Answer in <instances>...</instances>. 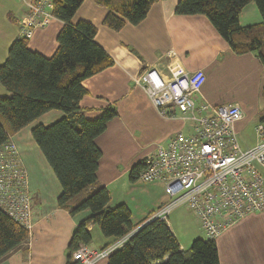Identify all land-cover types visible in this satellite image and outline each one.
Here are the masks:
<instances>
[{"label":"crops","instance_id":"crops-1","mask_svg":"<svg viewBox=\"0 0 264 264\" xmlns=\"http://www.w3.org/2000/svg\"><path fill=\"white\" fill-rule=\"evenodd\" d=\"M32 1L0 0V65L7 59L11 43L22 37V24L30 14ZM178 1L155 2L143 21L137 25L128 23L119 31L103 24L108 9L94 0H84L73 17L74 23L87 21L97 27L96 42L114 60L112 66L83 81L88 93L81 99L80 108L88 119L98 118L108 107L118 112V116L108 122L106 131L95 140L102 150L97 186H104L110 192L109 207L128 206L137 227L135 230L169 197L161 181L133 182L130 171L156 144H166L185 125L179 113L176 118H163L144 90L136 85V77L146 67H154L164 74L173 63L190 72L204 70L207 79L202 96L214 105L226 104V98L218 91L223 83L231 82V85L247 89L242 97L229 98L230 103H238L244 110V118L237 124L238 131L260 113L257 103L262 96L264 64L255 53L235 54L205 15H177ZM48 14L45 24L31 28L28 46L32 51L51 57L58 47V35L64 23L52 16L51 11ZM262 21L254 2L240 13L242 27ZM9 95L0 84V96ZM63 116L62 111L51 110L11 135L29 178L33 227L28 239L0 259V264H67L73 232L90 215L88 210L72 215L73 206L62 208L58 205L62 186L32 137L36 125L47 126ZM246 218L216 239L220 264H264L262 251L257 252L250 244L237 243L247 234V228L240 231L241 224L251 219ZM89 229L93 236L92 242L85 245L89 249L101 250L115 243V239L105 237L97 225H90ZM180 246L186 249L181 243ZM96 264H108V257Z\"/></svg>","mask_w":264,"mask_h":264},{"label":"trees","instance_id":"trees-1","mask_svg":"<svg viewBox=\"0 0 264 264\" xmlns=\"http://www.w3.org/2000/svg\"><path fill=\"white\" fill-rule=\"evenodd\" d=\"M84 0H53L52 16L64 25L58 47L51 57L32 51L28 37L15 39L5 62L0 65V84L10 93L0 96V148L15 134L51 110L64 116L50 125L38 124L32 137L54 171L62 193L57 202L72 215L90 211L75 229L68 245V263L82 245L92 240L90 225L115 241L137 227L128 206L109 207L110 192L97 186L102 150L96 138L118 116L106 108L96 119H88L80 108L88 93L83 81L112 66L114 60L96 40L97 27L87 21L73 22ZM108 9L103 24L115 31L126 24H139L159 0H94ZM254 2L262 15L260 24L242 27L240 13ZM177 15H205L237 55L255 53L264 64V0H179ZM264 100V84L261 91ZM261 119H264L262 117ZM13 141V140H12ZM143 161L130 171V180H139ZM94 191H89L96 187ZM29 230L0 208V259L19 247ZM108 264H220L216 239L197 238L188 249L180 243L164 220L146 221L108 257Z\"/></svg>","mask_w":264,"mask_h":264},{"label":"built area","instance_id":"built-area-1","mask_svg":"<svg viewBox=\"0 0 264 264\" xmlns=\"http://www.w3.org/2000/svg\"><path fill=\"white\" fill-rule=\"evenodd\" d=\"M53 0H33L22 24V36L46 23ZM202 69L190 72L173 63L168 73L146 67L135 79L159 114H180L184 128L166 144H156L141 159L139 180L161 181L168 201L148 219L168 222L177 207L188 206L205 236L217 239L240 220L264 213V119L255 126L256 144L242 148L237 124L244 118L238 103L214 105L202 96L206 83ZM0 208L28 230L33 227V197L17 144L0 148ZM136 231V230H135ZM134 232L101 250L82 245L72 255L77 264H96L123 246Z\"/></svg>","mask_w":264,"mask_h":264},{"label":"rangeland","instance_id":"rangeland-1","mask_svg":"<svg viewBox=\"0 0 264 264\" xmlns=\"http://www.w3.org/2000/svg\"><path fill=\"white\" fill-rule=\"evenodd\" d=\"M218 91H220L222 93V96L224 95V97L226 98L224 99L226 100V104L231 102L229 101L230 99L242 97V93L244 95L246 92H248V90L243 87L231 85V82L223 83ZM257 105L260 113L249 119V121L245 123L238 131V140L240 142V145L244 149L251 148L256 144L255 126L260 118L264 117V100L262 96H260ZM260 215H264V213H256L251 215L250 217L248 216V218L251 219L241 224L242 229L240 230L244 231L245 228H247V231L245 230L247 234H245V237L241 236V239H238V241H236L238 244H250L251 246H255L257 252L262 251L264 253V216ZM148 219L146 221H148ZM168 221H170L169 223H171V225L175 229L180 243L186 249L190 247L193 240L197 238H206L205 232L202 229L199 220L186 205L180 206L173 212H171ZM132 232H135V230Z\"/></svg>","mask_w":264,"mask_h":264}]
</instances>
